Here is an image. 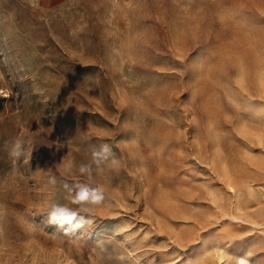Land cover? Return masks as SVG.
<instances>
[{"label": "rangeland", "instance_id": "1", "mask_svg": "<svg viewBox=\"0 0 264 264\" xmlns=\"http://www.w3.org/2000/svg\"><path fill=\"white\" fill-rule=\"evenodd\" d=\"M241 258L264 264V0H0V264Z\"/></svg>", "mask_w": 264, "mask_h": 264}, {"label": "snow or ice", "instance_id": "2", "mask_svg": "<svg viewBox=\"0 0 264 264\" xmlns=\"http://www.w3.org/2000/svg\"><path fill=\"white\" fill-rule=\"evenodd\" d=\"M80 199H81V200L85 199V193L82 192V193L80 194ZM58 211L61 212V213H63V209H59ZM65 219H68V217H65ZM240 264H246V262H245L244 260L241 259V260H240Z\"/></svg>", "mask_w": 264, "mask_h": 264}, {"label": "clouds", "instance_id": "3", "mask_svg": "<svg viewBox=\"0 0 264 264\" xmlns=\"http://www.w3.org/2000/svg\"><path fill=\"white\" fill-rule=\"evenodd\" d=\"M19 147H20V142L17 141L16 146H15V149L13 150V153H12L13 155L19 156V154H20Z\"/></svg>", "mask_w": 264, "mask_h": 264}, {"label": "bare ground", "instance_id": "4", "mask_svg": "<svg viewBox=\"0 0 264 264\" xmlns=\"http://www.w3.org/2000/svg\"><path fill=\"white\" fill-rule=\"evenodd\" d=\"M241 259L244 260V261L246 262L245 258H241ZM241 259H240V260H241Z\"/></svg>", "mask_w": 264, "mask_h": 264}]
</instances>
